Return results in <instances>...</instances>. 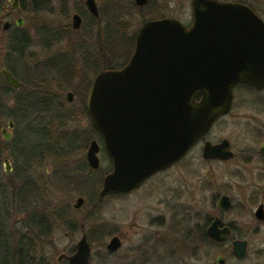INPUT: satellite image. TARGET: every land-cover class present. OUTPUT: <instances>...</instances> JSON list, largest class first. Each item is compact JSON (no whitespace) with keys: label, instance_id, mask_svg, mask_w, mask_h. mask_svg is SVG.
I'll return each mask as SVG.
<instances>
[{"label":"rangeland","instance_id":"obj_1","mask_svg":"<svg viewBox=\"0 0 264 264\" xmlns=\"http://www.w3.org/2000/svg\"><path fill=\"white\" fill-rule=\"evenodd\" d=\"M169 1L174 4L172 10L150 6L141 11L134 6L133 0H95L99 9L96 21L91 20L85 9V0H44L35 13L26 15L9 9L8 16L2 19L13 24L17 17H23L30 45L22 53H8V33H1L0 67L7 66L14 71L21 89L1 95L5 110L0 117V232L4 237L25 233L31 237L25 229L29 216L44 212L54 223L51 236L43 242L50 264H57L61 253L69 255L72 252L81 237V223L91 246L90 264H141L138 246L142 237L162 234L169 225V234L174 239L169 249L174 251L173 255L163 262L149 264H212L217 248L202 249V258L197 262L190 253L198 246L194 228L206 221L209 225L217 215L215 204L219 195L222 193L231 199L234 207L226 220L236 222L237 204L248 198L255 200L254 203H264L263 174L258 178L259 174L231 173L229 167L237 165V158L224 164L205 162L201 158L200 144L182 162L155 176L140 190L95 204L110 164L103 150L98 153V170L89 169L85 159L90 141L101 143L84 103L91 80L103 70L100 60L104 47L97 43L96 48L90 46L91 37L94 34L98 37L100 32L102 36L109 33L105 54L119 67L132 49L134 31L143 21L174 17L186 25L190 22L189 0ZM73 13L83 18L80 32L69 27ZM261 15L264 17V13ZM113 26L121 33L110 35ZM44 29L59 33L47 45L44 44ZM46 61L49 65L43 66ZM97 66L101 67L94 69ZM68 91L73 93L71 103L66 102ZM233 91L237 103L233 115L240 114L243 118L239 123L242 124L237 125L231 115L215 124L206 140L216 142L227 137L237 147L244 143L254 144L252 136L256 128L261 127L257 125L264 126V109H259L264 105L253 104H264V92H251L243 87ZM8 113L15 125L13 130H8L10 141H5L1 130L10 120L6 116ZM246 118L251 121L248 125ZM35 122H38L36 126L32 125ZM4 159L11 160L9 174L5 173ZM24 195L30 196L25 199ZM77 197H82L84 203L80 209L73 210L71 206ZM93 205L96 206L92 209ZM157 216L164 219L159 222L160 226L154 221ZM241 217L242 221L249 220L246 214ZM101 231L105 234L95 237V233L99 235ZM263 233L264 229L246 237L249 242L246 263L264 264ZM112 234L122 239V247L117 253L108 255L105 244Z\"/></svg>","mask_w":264,"mask_h":264},{"label":"water","instance_id":"obj_2","mask_svg":"<svg viewBox=\"0 0 264 264\" xmlns=\"http://www.w3.org/2000/svg\"><path fill=\"white\" fill-rule=\"evenodd\" d=\"M146 0H135L142 6ZM85 7L97 17L95 0ZM19 0H10L3 10L15 11ZM193 22L186 27L175 19L144 23L136 31L134 52L124 67L99 72L86 94L85 109L90 124L100 136L111 160L112 170L102 181L98 199L137 188L153 173L179 161L202 138L212 124L225 114L232 90L245 84L264 90V21L250 8L217 0H193ZM73 28L81 23L72 16ZM19 17L16 26H21ZM11 26L3 22L2 31ZM0 74L14 90L19 82L4 68ZM72 94H67L71 101ZM7 128L12 123L7 122ZM2 137L10 134L2 129ZM264 148V147H263ZM99 145L92 140L85 153L88 167H100ZM231 155L227 141L206 142L204 159H226ZM9 173V162H3ZM77 197L73 208L83 205ZM229 198L222 196L217 207L227 210ZM215 218L207 229L210 240L226 238L228 229L218 230ZM120 242L110 239L107 249L115 251ZM233 251L242 255L245 241H233ZM90 247L83 234L71 256L61 255L68 264H89ZM215 256L212 264H223Z\"/></svg>","mask_w":264,"mask_h":264},{"label":"flooded vegetation","instance_id":"obj_3","mask_svg":"<svg viewBox=\"0 0 264 264\" xmlns=\"http://www.w3.org/2000/svg\"><path fill=\"white\" fill-rule=\"evenodd\" d=\"M155 1L156 2H154L152 0H146V3L143 4L142 6L136 5L135 4V0H133V3H134V6L136 8H138V10H141V11H143L146 8H149L150 6L152 8L155 7V8H159V9H165V10H168V9L172 10L174 8L173 7L174 4H172V1H169V0L168 1L155 0ZM192 1L193 0H189V6L188 7L190 9L191 16H190V22L187 25L184 24L186 27H189L192 24V22H193V18H192V12H193V10H192ZM217 1L224 2V3L240 4V5L247 6L259 18H261L264 21V17L261 15V13H264V0H217ZM42 2H44V0H40V8L42 6L41 5ZM84 6H85V2H84ZM3 7H2V10L0 12V36H1V33H4V32L8 33L9 31H13L14 29H24L23 28L24 27V19H23V17L20 16L22 18V20H23V24L21 26H16L15 25V21L19 18V17H17V19L14 21V23L13 24L11 23V26H10V28L7 31H2V24H3V20L2 19L6 18L8 16V10H9V9L3 10ZM19 9H20V0H19V8L17 10H15V11H19ZM85 9H86V7H85ZM97 11H98V16L95 17L92 14H90L88 12V10H87V12L92 17L91 20H97V19H99L98 18L99 17V9L98 8H97ZM3 13H5V15H3ZM74 14H77L80 17V20H81V23H80V25H79V27L77 29L73 28V24H72L73 23L72 22V16ZM163 18L175 19V20L179 21L178 19H176L174 17L150 18V19H147V20L143 21L140 26H142L144 23H146L148 21L159 20V19H163ZM69 27L73 31L80 32V30L83 27V18H82V16L80 14H78V13H73L71 15V17H70V25H69ZM137 29L134 31V33L132 35V39H133L132 46H130V44H129V46L132 47V49L131 50L129 49L130 50L129 53L125 56L126 57V58H124V59H126L125 62L122 65H120L119 67H115L114 69H107V70H117V69H121L122 67H124L126 65V63L128 62L129 58L131 57V55L134 52L135 39H136L135 37H136V31H137ZM43 31H44V40H45L44 44H46V45L52 39H54L53 37H55L56 35L59 34V33H56V34L55 33H52L51 31L46 30V29H44ZM24 33L26 34V37H27V39L29 40V43H30L29 34L26 32V30H24ZM106 35H107V33H105V36H102L97 41L96 35L94 34L93 37H91L92 39L90 38L91 41H92L91 42L92 45H90V46H95V48L98 45L100 47L102 46V47H104V50L106 52V47H107V42H106L107 37H106ZM96 43L98 45H96ZM75 44H76V42H75ZM77 44L78 45L85 46V43L77 42ZM86 44H87L86 46H88V43H86ZM73 53H75V52H73ZM62 56H65V55H62ZM105 59L106 60L108 59V60H111V61L113 60L111 56L109 58H105ZM48 65H49V61H46L43 64V66H48ZM2 68H4L9 73H11V75L16 79V76L12 73V71L10 69H8L7 66H1L0 67V70ZM107 70H101V71H107ZM101 71H99V72H101ZM92 80H91V82H92ZM4 81H5V79H4ZM89 87H90V85H89ZM89 87L87 89V92L89 90ZM242 87L244 89H246V90L251 91V92H256V93H258V92H264V90H257V89H254V88L248 86V85H245V84H238V85H236L233 88V90L234 89L236 90V88L239 89V88H242ZM19 89H21L20 82H19V88L17 90H14V89L11 88V90H13V91H19ZM233 90H232V101L230 103V106H229L227 112L225 114L221 115L219 118L216 119V121L212 124V126L208 130V132L202 138H200L179 161H177L176 163L172 164L171 166H169L165 170H162V171H158V172L153 173L145 181H143L137 188H135L133 190H130L128 192H123V193H119V194H112V195L106 196L101 201H99V199L97 198V202H95V204L97 205V204L101 203L104 199L109 198V197L124 196V195H128V194H130V193H132L134 191L140 190L152 178H154L155 176H157V175H159L161 173L166 172L170 168H172V167L176 166L177 164H179L180 162H182L188 156V153L195 146H198L200 144H202V147H201V158H202L203 161L210 162V163H216L217 162L219 164H221V163L224 164V163H230V162H232L233 160H235L237 158V165H234L233 167H229V170H231L230 171L231 173H236L237 172V175L238 174H244V173H246V174H259L258 175V178L262 177L264 175V148H263L264 147V133H263L264 132V126L263 125H257V126H261L260 128H256L255 127L256 128L255 132L256 131L257 132L255 134H253V136H252L253 141H254V144H251V145H247V143H244V145H238L239 147H237L236 143L233 144L232 141L229 138H227V137H222L221 139H219L216 142H211V141L206 140V137L210 133V131L212 130L213 126L215 124L219 123L220 121L224 120L225 118L231 116V115L233 116V120L237 121V125H241L242 124V123H239V122H241L240 119H242L243 117L240 114H238V113L235 114V115H233L234 105L235 104L237 105V103H235V97H234V91ZM87 92H86V94H87ZM68 93H71L72 94L71 101H67V94ZM72 100H73V93L70 92V91H68L66 93V102L67 103H71ZM85 100H86V95H85ZM253 105H264V104L255 103ZM259 109L262 110L264 108H259ZM31 111L32 110H30L29 112H31ZM31 113H34V111H32ZM30 120H31V118L29 119V121ZM9 121L12 123V128H7V125H6V128H2V129H6V132L8 134H10L8 132V130L9 131L13 130L14 125H15V121H14L13 117H10V120ZM246 122H247L246 123L247 125H248V123H251L250 118H246ZM37 123L38 122H35L32 125L36 126ZM1 132H2V130H1ZM10 139H11V134H10ZM8 141H10V140H8ZM222 141H227V143H228V151L231 153V155L228 158H226V159H220V158L204 159L202 157V149H203V147H204V145H205L206 142H209L211 145H218ZM97 143L99 145V152L101 150H103L105 152V150L103 148L102 140H101V143H99V142H97ZM105 154H106V152H105ZM97 156H98V154H97ZM106 156H107V158L109 160L110 166H109V171L105 174V176L108 173H110L111 170H112L111 160H110V158L108 157L107 154H106ZM5 160H7L9 162V166H10L11 160L4 159L3 162ZM99 162H100V160H99ZM6 168L7 167H5V173H6ZM8 169H9V173H10L12 167L11 168L9 167ZM9 173H6V174H9ZM261 174H263V175H261ZM102 181H103V179H102ZM101 184H102V182H101ZM222 196L228 197L227 195L222 194V193L219 195V198H218V200L216 201V204H215V207L217 209V215L211 220V222L209 223V225L212 223V221L215 218H217L219 220V223L217 225V229L218 230L228 229L229 233L226 236V238L222 239L221 241L216 242L217 243V247H216L217 248V254L215 256H221L223 258V260H224V263L223 264H248V262L247 263L245 262L248 259V257H249V242L246 239V237L253 236L254 234H259L264 229V203H262V202L254 203L255 200H253L251 198H248V199H245L246 202L237 204V222H236V220H226V216L233 210V207H234V205H233V203H232V201H231V199L229 197L228 198H229L230 206H229V208L227 210L223 211V210H220L217 207V203H218L219 199ZM74 204H75V202H74ZM74 204H72V206H71L73 210H75L73 208V205ZM96 205H93L92 206V209ZM55 212H56V216H58V213H59L58 210H56ZM243 214H246L249 217V220L242 221V218L243 217H241V216ZM154 221L157 224H159V222L160 221H164V219H163V217L157 216V217H155ZM160 225L161 224H159V226ZM166 225L168 226V224H166ZM209 225H207V221H206V223H204V225H201L200 224L199 226H196L194 228V230H195L194 240H195V243H198V246L196 245L194 247L195 249L193 250V253H190V254H191V256H193V259H194L195 262H197L198 260H200L202 258L201 257L202 249H207V247L203 243L202 237L203 236H206L208 238V236H207V229H208ZM79 227H80L81 236L83 234L86 236V233H85V230H84L85 227H84L83 223H81L79 225ZM165 229L166 230H164V233H162L163 235L160 234V232L155 233L154 235H152V234L146 235V236L143 235L144 237H142V239L140 241L141 242V245L138 246L139 253H140L139 256L141 258V264H149L151 262L152 263H155V262H158L159 263L160 261L163 262L166 257L169 258L171 255H173L174 251H171L170 252V249H169V244L170 243H174V239L169 234L170 229H171V226L169 225ZM27 232H29V231H27ZM24 233H25V231H24ZM25 236L28 237L26 235V233H25ZM65 236H67V234H65ZM113 237H117L119 239L120 246L115 251H109L107 249V245L109 244L110 239L113 238ZM29 238H31V237H29ZM111 238L105 244V250L108 253V255H113L114 253H117L121 249V247H122V239L119 236H117L116 234H112L111 235ZM79 240H78V242H79ZM236 240L237 241H245L246 242L245 251H244V253L242 255L235 254L234 251H233L232 243H233V241H236ZM86 241L89 244V242L87 240V236H86ZM77 243H76V245L74 246L72 252L69 255H67L65 253H61L58 256V258H57V264H68V262H67L66 259H61L60 261L58 259H59V257L61 255H66V256L73 255L75 253V251H76ZM89 247H90V251H89V256H88V262L90 264V253H91V246H90V244H89ZM161 251H162V253H161ZM159 257H161V258H159ZM249 264H259V263L252 262V263H249Z\"/></svg>","mask_w":264,"mask_h":264},{"label":"trees","instance_id":"obj_4","mask_svg":"<svg viewBox=\"0 0 264 264\" xmlns=\"http://www.w3.org/2000/svg\"><path fill=\"white\" fill-rule=\"evenodd\" d=\"M5 2L6 0H0V12ZM39 9L40 0H20V13H24L27 15L37 12L39 11ZM97 24L100 25V21L97 22ZM100 33L97 35L98 37H96L97 41L102 37ZM112 33L119 34L121 32L119 28H115V26H113L110 29V35ZM108 34L109 33H107L106 37L108 36ZM8 37L10 40V44L7 47L8 53H22L23 50L30 45L29 40L24 33V29H14L13 31H9ZM105 53L106 52L104 50V55H102V58L100 57L101 53L99 56V59L101 58L100 62L102 67L97 66L94 69L101 67V69L107 70L114 69L116 67L118 63H116L114 59L112 61L108 59L106 60L105 57L108 58V56ZM8 69L10 68L8 67ZM11 71L15 75L14 71ZM9 90H11V88L6 84L3 77L0 75V117L3 116L5 110V105L1 101V95L5 94ZM6 116L8 118L12 117L9 113L6 114ZM31 195L33 196V194ZM29 196L24 195V198L27 199V197L29 198ZM27 223L28 224H26L25 229L29 231V233L31 234V238L26 237L25 235L15 236L9 234L4 237L0 232V264H50L48 263L49 261L47 260L43 249V242L51 236L54 223H52L51 220L48 219L44 212L38 214L31 213V215L29 216V221ZM102 234H105V231H101L99 235L95 233V237H100V235ZM107 234H109V232ZM202 239L204 245L209 250L217 247V243L210 240L206 236H203Z\"/></svg>","mask_w":264,"mask_h":264}]
</instances>
